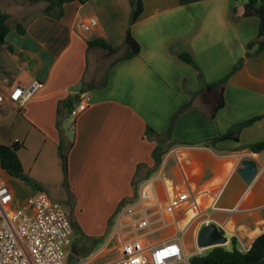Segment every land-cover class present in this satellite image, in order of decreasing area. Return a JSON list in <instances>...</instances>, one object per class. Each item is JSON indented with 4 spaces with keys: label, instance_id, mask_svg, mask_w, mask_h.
Here are the masks:
<instances>
[{
    "label": "crops",
    "instance_id": "crops-1",
    "mask_svg": "<svg viewBox=\"0 0 264 264\" xmlns=\"http://www.w3.org/2000/svg\"><path fill=\"white\" fill-rule=\"evenodd\" d=\"M29 1L0 0L10 24L0 53V94L34 80L43 86L23 106L9 100L0 104V144H22L18 153L25 173L51 199L56 201L48 190L53 187L71 195V222L85 237L108 233L83 262L117 261L127 241L150 249L179 237L191 253L208 222L228 237L224 246H233L235 237L236 248L246 252L264 233V162L258 154L264 148H251L264 143V49L255 43L259 18L244 16L246 0H142L135 22L131 0H74L63 5L60 17L43 8L34 12ZM91 18L98 25L84 32L79 23ZM128 28L140 52L108 68L105 86L81 93L92 60L88 41L102 38L120 46ZM99 54H93L98 62ZM223 79L226 104L210 118L197 94L205 83ZM84 93L88 107L76 117L62 109L60 128L73 140L66 186L58 109ZM185 104L190 105L173 122ZM258 116L238 138H221ZM149 127L159 137L147 133ZM245 157L259 164L250 184L237 173ZM0 181L19 201L38 190L1 165ZM77 235L75 229L73 242ZM73 249L81 259L87 255L83 241Z\"/></svg>",
    "mask_w": 264,
    "mask_h": 264
},
{
    "label": "built area",
    "instance_id": "built-area-1",
    "mask_svg": "<svg viewBox=\"0 0 264 264\" xmlns=\"http://www.w3.org/2000/svg\"><path fill=\"white\" fill-rule=\"evenodd\" d=\"M80 28L91 33L98 25L96 18L80 21ZM43 83L34 80L20 84L8 94H0V104L9 100L23 106ZM89 95L84 93L72 110L76 117L88 107ZM146 198V190H141ZM75 237L73 224L63 206L38 189L19 201L12 187L0 181V264H67ZM198 248L187 252L179 237L145 249L139 241H127L120 259L107 264H190L189 258L202 254ZM79 264H86L85 262Z\"/></svg>",
    "mask_w": 264,
    "mask_h": 264
},
{
    "label": "trees",
    "instance_id": "trees-1",
    "mask_svg": "<svg viewBox=\"0 0 264 264\" xmlns=\"http://www.w3.org/2000/svg\"><path fill=\"white\" fill-rule=\"evenodd\" d=\"M31 2H45L42 12L60 17L63 14V5L67 2L74 0H30ZM85 3L87 0H79ZM134 11L132 16V22H135L139 17L142 9V0H131ZM244 16H257L260 20L259 30L255 43L259 45V51L264 49V3L261 0H246L244 5ZM17 29L19 32H24L23 26L18 23ZM10 30V24L8 22L7 14L0 9V53L2 46L6 42L7 33ZM254 44V43H253ZM87 51L89 57L99 50L100 63L96 65L95 71L92 72L87 67V75L82 80L81 93L92 90L96 87H103L107 84V70L115 63L123 60L130 59L140 52V44L133 36L130 28L127 29L124 42L120 46L109 43L106 39L95 38L91 39L87 43ZM252 45V44H251ZM12 50V47L10 46ZM181 58L189 63H194L191 56L187 54H181ZM225 84L226 79L216 83H205L198 91L197 96L200 99V103L203 107V111L206 116L213 118L219 110H221L225 104ZM80 95L69 97L61 102L58 113L59 119L57 125L60 128L62 122V109L71 113L76 104L80 101ZM190 104L183 105L178 112L173 116V122L177 115L184 109L188 108ZM261 116L254 117L245 123L238 126L237 129L222 136L221 138H238L240 130L243 126L251 124ZM60 143H59V156L61 159L62 168L65 176V185L68 186V153L73 146V140H69L65 133L60 128ZM147 133L155 134L159 137V133L155 132L152 128L147 129ZM167 138L172 136V126H170L165 132ZM22 144L14 142L10 145L0 144V165L1 167L12 177L17 178L27 184L36 186L38 189L43 190L42 186L34 181L27 173H25L22 161L19 156V150ZM255 151H259L264 148V143H258L251 146ZM161 148L155 150V155L161 153ZM76 232L83 236L80 227L73 221ZM232 249L226 248L224 245L213 247L208 253L196 254L189 258L190 264H264V233L259 235L252 246L246 251L242 252L235 246L236 238L232 239Z\"/></svg>",
    "mask_w": 264,
    "mask_h": 264
},
{
    "label": "water",
    "instance_id": "water-1",
    "mask_svg": "<svg viewBox=\"0 0 264 264\" xmlns=\"http://www.w3.org/2000/svg\"><path fill=\"white\" fill-rule=\"evenodd\" d=\"M259 158L264 162V150L260 151ZM240 166L237 168L238 175L247 184H250L256 177L259 169V164L254 158H242ZM228 237L224 234L220 226L215 223H205L198 231L196 243L198 248L207 249L216 246L227 244ZM81 257L78 256L77 250L70 251L67 264H79Z\"/></svg>",
    "mask_w": 264,
    "mask_h": 264
},
{
    "label": "rangeland",
    "instance_id": "rangeland-1",
    "mask_svg": "<svg viewBox=\"0 0 264 264\" xmlns=\"http://www.w3.org/2000/svg\"><path fill=\"white\" fill-rule=\"evenodd\" d=\"M33 3H34L33 4V11L34 12L41 10L45 6V2L44 1L33 2ZM96 59H97V62H96ZM99 63L100 62H98V57L95 56V55H92L90 70H92V67L94 68L95 64L98 65ZM48 190L52 194L51 196L54 199H56V201L59 200V202H61L60 204L63 206V208L67 212L70 220L72 221L73 218L75 220L74 212L72 211V197H71V195L70 194L67 195V194L63 193L64 194V197H63V194L62 195H61V193L58 194V192L56 191V188H54V187L53 188H49ZM107 234L108 233L105 231L103 233V235H101L99 237H96V238H88V237H85L84 234H83V236H81V235H79V236L77 235L76 236V242L75 241L73 242V245H72L71 248L73 249L74 248V244L77 243L78 240H80V241H83L84 244H85V250L82 253H84V254L87 253V255H84V257L81 259L80 263H82L84 260L88 259L91 255L94 254V250L100 246V245H98V243L100 244L102 240L107 238L106 237ZM225 247L228 248V249H232V244L231 245H227ZM212 248L213 247H211L210 249L208 248V249L203 250L202 254L208 253ZM90 250H92V251H90ZM89 251H90V253H88ZM101 261H103V259L99 260V261L95 260L94 264H99V262H101Z\"/></svg>",
    "mask_w": 264,
    "mask_h": 264
}]
</instances>
